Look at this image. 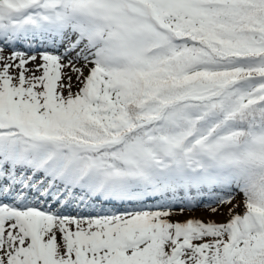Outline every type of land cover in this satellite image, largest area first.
Segmentation results:
<instances>
[{
	"label": "snow or ice",
	"instance_id": "1",
	"mask_svg": "<svg viewBox=\"0 0 264 264\" xmlns=\"http://www.w3.org/2000/svg\"><path fill=\"white\" fill-rule=\"evenodd\" d=\"M0 264H264V0H0Z\"/></svg>",
	"mask_w": 264,
	"mask_h": 264
},
{
	"label": "bare ground",
	"instance_id": "2",
	"mask_svg": "<svg viewBox=\"0 0 264 264\" xmlns=\"http://www.w3.org/2000/svg\"><path fill=\"white\" fill-rule=\"evenodd\" d=\"M198 214V213H197ZM199 215V214H198Z\"/></svg>",
	"mask_w": 264,
	"mask_h": 264
},
{
	"label": "rangeland",
	"instance_id": "3",
	"mask_svg": "<svg viewBox=\"0 0 264 264\" xmlns=\"http://www.w3.org/2000/svg\"><path fill=\"white\" fill-rule=\"evenodd\" d=\"M199 214V213H198Z\"/></svg>",
	"mask_w": 264,
	"mask_h": 264
}]
</instances>
